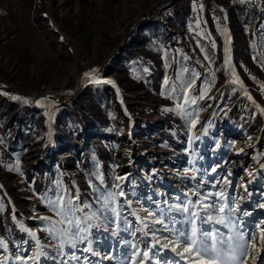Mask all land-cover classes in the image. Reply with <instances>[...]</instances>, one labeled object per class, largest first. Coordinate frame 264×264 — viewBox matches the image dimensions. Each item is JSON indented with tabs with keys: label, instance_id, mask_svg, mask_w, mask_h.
Listing matches in <instances>:
<instances>
[{
	"label": "rangeland",
	"instance_id": "rangeland-1",
	"mask_svg": "<svg viewBox=\"0 0 264 264\" xmlns=\"http://www.w3.org/2000/svg\"><path fill=\"white\" fill-rule=\"evenodd\" d=\"M246 5L264 0H0V264H196L161 246L190 212L255 232L240 259L264 264V33ZM109 192L119 218L90 245L47 230L50 200L78 196L82 220Z\"/></svg>",
	"mask_w": 264,
	"mask_h": 264
},
{
	"label": "snow or ice",
	"instance_id": "snow-or-ice-1",
	"mask_svg": "<svg viewBox=\"0 0 264 264\" xmlns=\"http://www.w3.org/2000/svg\"><path fill=\"white\" fill-rule=\"evenodd\" d=\"M225 51L227 52L228 49L226 48ZM85 75L88 76L91 74L86 73ZM16 98L19 99V97ZM261 111H264V109H262ZM119 194L123 195L122 192ZM115 195L116 194L111 192L107 193V195L103 197V203L100 204L99 207H97L94 211H92L90 215H85L82 220L81 218L76 216L77 212H83L84 210L74 202V199H78V196L76 198L70 197L67 201L63 200L62 195L57 196L56 199L49 201V207L55 212L57 216L61 217V219L54 221L52 227L47 230L54 233L56 231V224H63L67 222L70 227L68 229L61 230L65 235H68L70 233L67 243H69L72 247H75L74 241H78L80 243H84L85 241H87V243L90 245L92 241L88 238V236L92 227H97V229L99 230L100 224H104L105 226H107L109 223L115 224L117 218H119L120 213L114 206ZM220 195L221 199H224L223 194ZM84 207L91 208V205L85 204ZM261 207H264V205H261ZM176 210L181 214L189 213V209L187 208V206L177 208ZM216 211L217 213L223 212V205L216 209ZM228 212L234 215L235 209L229 208ZM147 215L152 214L148 213ZM243 215L247 216L250 215V213L244 212ZM42 219L47 221L51 218L42 217ZM213 219H215V223L222 224L225 227H228V222H226L222 217L215 218L210 215L207 217H201L196 212H190L181 220H176L175 218L170 217L169 223L172 224V228H168L167 226H165V230L170 232L171 237H163V240L166 241V243H163L161 246L168 247L169 244H173L174 246L172 247V251H176L177 247H180L181 250L178 255L184 257V253H188L189 256L198 257L199 261H197L196 264H222V255L226 258L224 264H233V262L244 264V261L241 260L240 257L248 254V248L246 247V245L251 244L252 246H255V232L247 233L244 231H237L235 233V236H233L225 234L219 229H205L203 225ZM90 220H96L98 223L90 224L88 223ZM197 221H199V224L197 223ZM153 223H160L163 225L164 221L157 218L153 221ZM177 223L181 224L182 227L177 229L175 227ZM258 226L259 225H256L254 227ZM117 227H119L118 224ZM126 229L127 222L125 219V230ZM112 235H116V233L113 232ZM33 236H35V233H33ZM260 236L261 242L264 243V229H261ZM153 241L154 242H150L151 247H155L156 244L161 243V240L155 237L154 232ZM236 241H240V244L238 245L240 249L239 256H237L236 254ZM89 250H91L89 247H86L84 249V251ZM149 250V246L145 245V250L143 251L144 257L148 256ZM39 254L40 253H38L37 255ZM138 254L139 250L134 253V255ZM27 259H34V257H28ZM190 264H192L191 261Z\"/></svg>",
	"mask_w": 264,
	"mask_h": 264
},
{
	"label": "trees",
	"instance_id": "trees-1",
	"mask_svg": "<svg viewBox=\"0 0 264 264\" xmlns=\"http://www.w3.org/2000/svg\"><path fill=\"white\" fill-rule=\"evenodd\" d=\"M173 4L169 5V6H159L157 7L154 11H159L160 9H162L161 11L162 12H165V17L168 18V19H171L173 17H169V15L172 13V10H173ZM244 10L246 13H251L252 15H255V20L258 21L259 20V33L260 35L264 33V7L262 6L261 8H258L257 6L255 5H252V6H244ZM155 15L153 13L150 14V16L148 17V23L147 25H145L143 27V30L148 33L150 35V37H159V38H163L159 28H158V25L156 24V21H155ZM261 38H263V35L260 36ZM152 41H150L149 43L146 42V44H151ZM1 91V90H0ZM60 106H64V105H60ZM250 109H252V107H250ZM248 110L247 113H251L250 111L251 110ZM246 110L243 109L242 112H245ZM56 123L59 124L62 122V118H57L56 119ZM65 130V129H64ZM23 141L22 137L21 138H16V144H19Z\"/></svg>",
	"mask_w": 264,
	"mask_h": 264
},
{
	"label": "water",
	"instance_id": "water-1",
	"mask_svg": "<svg viewBox=\"0 0 264 264\" xmlns=\"http://www.w3.org/2000/svg\"><path fill=\"white\" fill-rule=\"evenodd\" d=\"M92 74H95V73H92ZM92 74H91V75H92ZM91 75H88V76L85 75V77H84V79H83L82 87H84L86 81L88 80V78H89ZM43 95L46 96V97H48V98H50V99H54V100H56V101H59V100H58L54 95H52V94H43Z\"/></svg>",
	"mask_w": 264,
	"mask_h": 264
}]
</instances>
